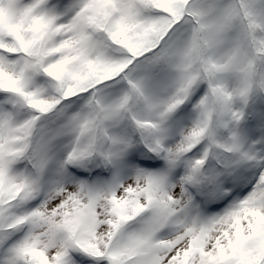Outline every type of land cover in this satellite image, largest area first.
<instances>
[{"label":"snow or ice","instance_id":"snow-or-ice-1","mask_svg":"<svg viewBox=\"0 0 264 264\" xmlns=\"http://www.w3.org/2000/svg\"><path fill=\"white\" fill-rule=\"evenodd\" d=\"M0 264H264V0H0Z\"/></svg>","mask_w":264,"mask_h":264}]
</instances>
